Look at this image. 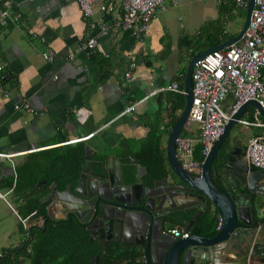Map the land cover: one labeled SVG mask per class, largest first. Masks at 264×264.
<instances>
[{
    "label": "crops",
    "instance_id": "1",
    "mask_svg": "<svg viewBox=\"0 0 264 264\" xmlns=\"http://www.w3.org/2000/svg\"><path fill=\"white\" fill-rule=\"evenodd\" d=\"M6 1L9 13L19 18L13 21L10 17L4 26L0 25V83L5 92L0 96V154L8 155L0 158V251L15 248L22 241L16 208L25 201L14 193L16 169L30 155L82 139L110 121L96 134L75 143L81 142L84 154L89 150L93 160L113 157L122 167L128 165V157L123 160L119 155L127 142L137 145L147 133L144 124L154 120L153 111L143 118L147 109H155L151 97L160 87L155 88L154 81L166 79L170 71L177 73L185 59L180 51L190 44L188 37L178 35L171 22L164 23L161 18L178 2L172 5L166 1L165 11L153 17L148 31L134 37L119 26L121 0H108L104 11L99 9L102 1L95 0L90 17L80 13L74 0ZM240 10L231 8L236 13ZM103 26L105 34L100 32ZM88 38L96 40L91 58L78 50ZM49 51L53 53L50 61L43 58ZM131 64L134 67L125 80ZM20 103H27L34 113L14 110ZM134 103L138 105L132 111L118 117ZM248 116L246 109L241 120L248 122ZM238 125L231 131L229 144L230 148L240 149L245 162L247 139L264 135V128ZM195 130L190 132L193 137ZM42 180L44 183L38 185ZM38 182L37 186L44 185L45 179ZM52 186L56 185L48 187L42 203H48L47 216L55 220L61 217V208L54 199L49 201ZM29 224L27 219V228ZM173 229L181 231L177 226ZM228 244L231 247L223 249L219 262L255 264L259 260L248 253L244 261L242 244L237 240Z\"/></svg>",
    "mask_w": 264,
    "mask_h": 264
},
{
    "label": "water",
    "instance_id": "2",
    "mask_svg": "<svg viewBox=\"0 0 264 264\" xmlns=\"http://www.w3.org/2000/svg\"><path fill=\"white\" fill-rule=\"evenodd\" d=\"M252 8L253 0H247L242 27L234 37L195 54L186 64L182 77L183 108L165 142L169 177L147 185L142 179L145 169L132 157L122 167L113 157L93 160L89 150H85L77 186L67 185L62 191L56 186L50 188L49 201L54 199L61 208L60 218H74L82 224L89 242L134 247L142 264H194L198 260L223 264L219 262L221 252L231 247L229 242L237 240L243 246L244 261L249 253L258 256L255 264H264V169L252 170L242 160L238 147L229 148L222 162L216 163L225 138L246 109L251 107L264 118V104L248 100L229 115L198 173L184 171L175 156V140L191 103L194 63L238 42L249 26ZM187 212H192L189 220L184 219ZM202 212L216 213L218 226L212 237L191 233ZM177 225L186 237L169 233V228ZM88 264H97V258Z\"/></svg>",
    "mask_w": 264,
    "mask_h": 264
},
{
    "label": "trees",
    "instance_id": "3",
    "mask_svg": "<svg viewBox=\"0 0 264 264\" xmlns=\"http://www.w3.org/2000/svg\"><path fill=\"white\" fill-rule=\"evenodd\" d=\"M5 1L0 0V6ZM218 7L226 13L231 12L229 6ZM206 29L203 28L197 38L190 41L188 48L181 50V54L185 55L183 60L185 63L195 54L227 41L237 34L227 35ZM184 70L185 67L182 66L177 70L178 74L170 71L166 79L159 78L158 82L154 81V87L162 88L175 82L182 90ZM152 101L155 109H147L143 114V118H146L153 111L154 116L153 121L148 119V122L144 124L148 129L146 135L137 145L127 142L124 152L119 155L123 160L131 156L138 161L139 165L145 169L142 179L147 185L165 178L170 173L166 166L162 140L167 136L168 130L176 121L184 104L181 94L170 92L155 93L151 97ZM247 111L249 112L248 122L253 123L257 120L260 124H264V118L253 115L255 113L253 108L248 107ZM233 128L230 129L217 154L220 158L216 160V163L222 162L225 152L230 148L229 140ZM187 135L193 137L190 133ZM200 150L199 145L194 146L192 159L196 162H201L203 159ZM83 160L82 143H69L40 150L30 155L29 160L16 169L14 193L25 201L17 205L16 213L20 219L30 220L27 228L28 238L25 239V231L19 225L18 230L22 235V241L15 248L1 251L0 264H88L93 257L97 258V264H142L140 254L134 247L100 243L94 240L89 242V234L74 218L69 221L65 218L55 220L48 218L46 213L48 203H42L48 187L55 184L59 191L64 190L67 184L75 187ZM42 178L45 179V184L37 186V182ZM215 183L217 184L216 181ZM40 219L42 220L39 223ZM184 219L187 220V216ZM217 224L215 212H202L191 233L212 237L216 233Z\"/></svg>",
    "mask_w": 264,
    "mask_h": 264
},
{
    "label": "built area",
    "instance_id": "4",
    "mask_svg": "<svg viewBox=\"0 0 264 264\" xmlns=\"http://www.w3.org/2000/svg\"><path fill=\"white\" fill-rule=\"evenodd\" d=\"M101 1L102 4L99 9L104 11L106 9L105 3L108 0ZM166 1L172 5L177 4L176 0H121L120 28L123 31L130 32L134 37L145 34L153 17L165 11ZM74 2L84 17L92 15L95 0H74ZM215 3L217 6H229L235 10H245L247 0H215ZM2 7L0 25L4 26L10 20V17L13 21L19 18L18 14L9 13L8 1L3 2ZM100 32L101 34L106 33L104 26L100 28ZM95 48L96 40L88 38L79 44L78 50L89 58ZM52 57L53 53L51 51L48 52V55H43V58L49 61ZM133 67V64L129 65V69L124 75L125 80L129 79ZM191 84V103L182 125V131L175 140V156L184 171L196 174L199 171L201 162L192 159L194 146L199 145L201 147L200 153L202 158H205L221 134L229 115L248 100H255L260 104H264V0H253L249 26L238 42L224 49L211 52L194 63L191 71ZM163 92L182 95V90L178 88L175 82L154 91V93ZM0 96H5L1 83ZM228 96L231 97V102L227 106L226 112H224L222 103ZM138 103L127 107L118 117L132 111ZM14 110L34 113L27 103L15 105ZM107 124L82 139L67 143L83 141L96 134ZM193 124H196V136L189 137L187 134L192 132L191 126ZM237 124L244 127L259 126L264 128V124L256 121L250 123L240 119ZM183 133H186V135H182ZM6 157L8 155L0 154V158ZM244 159L249 167L264 169V135L247 139ZM0 198H3V195L0 194ZM17 219L25 231V239H27L26 220ZM169 233L173 237L187 236L176 229L170 230ZM1 255L0 251V257ZM204 264L213 263L208 261Z\"/></svg>",
    "mask_w": 264,
    "mask_h": 264
},
{
    "label": "rangeland",
    "instance_id": "5",
    "mask_svg": "<svg viewBox=\"0 0 264 264\" xmlns=\"http://www.w3.org/2000/svg\"><path fill=\"white\" fill-rule=\"evenodd\" d=\"M177 2L178 6L176 8H168L161 18H163L164 23L169 20L177 34L188 37L190 41L196 39L203 28L231 35L238 33L242 27L245 10H240L237 13L235 11L226 13L216 5L215 0H177ZM185 65L184 61L180 64V66L184 67ZM230 101L231 97L228 96L222 103L224 112H226ZM195 128L196 124H193L191 130ZM244 138V135H242V140ZM163 140L162 142L165 144L166 137Z\"/></svg>",
    "mask_w": 264,
    "mask_h": 264
},
{
    "label": "flooded vegetation",
    "instance_id": "6",
    "mask_svg": "<svg viewBox=\"0 0 264 264\" xmlns=\"http://www.w3.org/2000/svg\"><path fill=\"white\" fill-rule=\"evenodd\" d=\"M75 187H76V186H75ZM75 187H72V188H75ZM191 214H192V212H190V213H189V212H187V213H186V215H185V216H187V220H189V216H190ZM170 229H172V227H171V228H169V230H170ZM192 229H193V228H192Z\"/></svg>",
    "mask_w": 264,
    "mask_h": 264
},
{
    "label": "clouds",
    "instance_id": "7",
    "mask_svg": "<svg viewBox=\"0 0 264 264\" xmlns=\"http://www.w3.org/2000/svg\"><path fill=\"white\" fill-rule=\"evenodd\" d=\"M251 168V167H250ZM257 170H259V169H257Z\"/></svg>",
    "mask_w": 264,
    "mask_h": 264
}]
</instances>
